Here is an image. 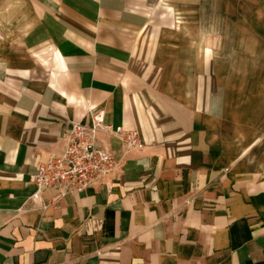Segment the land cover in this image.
Instances as JSON below:
<instances>
[{
  "label": "crops",
  "instance_id": "obj_1",
  "mask_svg": "<svg viewBox=\"0 0 264 264\" xmlns=\"http://www.w3.org/2000/svg\"><path fill=\"white\" fill-rule=\"evenodd\" d=\"M199 20L172 0H0V264H264V77ZM90 108L143 147L44 209L29 175Z\"/></svg>",
  "mask_w": 264,
  "mask_h": 264
},
{
  "label": "built area",
  "instance_id": "obj_2",
  "mask_svg": "<svg viewBox=\"0 0 264 264\" xmlns=\"http://www.w3.org/2000/svg\"><path fill=\"white\" fill-rule=\"evenodd\" d=\"M88 118V123L71 121L63 128L61 153L38 163L29 175V181L36 187L30 198L40 200L44 209L57 205L68 193L84 191L102 177L117 172L126 154L143 147L133 126L105 124L104 113L97 108L88 109ZM101 130L119 139L121 154L97 144ZM48 189L54 191V196L43 201L42 193Z\"/></svg>",
  "mask_w": 264,
  "mask_h": 264
},
{
  "label": "rangeland",
  "instance_id": "obj_3",
  "mask_svg": "<svg viewBox=\"0 0 264 264\" xmlns=\"http://www.w3.org/2000/svg\"><path fill=\"white\" fill-rule=\"evenodd\" d=\"M190 21L223 27L228 37L226 54L231 67H253L264 77V0H172ZM199 20V21H200ZM262 78V77H261ZM257 79H255L256 81ZM255 90L259 91L260 83ZM254 90V91H255ZM257 99L258 92H255ZM263 104L261 105V107Z\"/></svg>",
  "mask_w": 264,
  "mask_h": 264
}]
</instances>
